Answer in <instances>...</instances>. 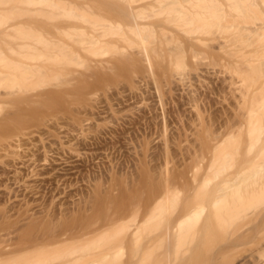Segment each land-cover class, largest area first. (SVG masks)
Returning <instances> with one entry per match:
<instances>
[{
	"label": "rangeland",
	"instance_id": "obj_1",
	"mask_svg": "<svg viewBox=\"0 0 264 264\" xmlns=\"http://www.w3.org/2000/svg\"><path fill=\"white\" fill-rule=\"evenodd\" d=\"M120 1L51 0L55 5L50 8L28 10L23 5L20 12L10 11L14 24L22 27L28 21L24 28L32 23L35 31L44 29L42 34L67 42L65 51L80 54L27 82L29 94H44L40 100L28 103L20 95L0 103V116L12 110L16 114L17 106L28 109L0 126V252L10 250L14 259L4 262L65 252L100 234L98 244L92 242L97 244L92 257L112 253L117 246L124 250L102 259L109 260L106 264H165L163 226L157 219H144L166 177L180 197L170 216L173 223L191 205H206L197 223L171 235V264H235L252 245L258 221L236 214V199L211 206L208 198L216 190L204 192L200 180L220 150L244 144L239 132L244 84L234 71L248 70L238 57L243 42L233 31L223 33L222 25L211 26L208 33L194 31L200 21L182 0H138L133 10L146 18L149 68L138 54L140 45L126 32L128 9ZM167 7H176L183 17L190 14L184 18L191 23L181 26L172 11L171 19L165 16ZM108 25L122 29L109 38L102 33L104 38L98 33ZM90 28L103 37L101 47L80 45L95 33ZM232 131L236 136L226 139ZM240 154L234 155L233 169ZM125 222L131 226L119 229ZM136 225L141 234H135V241L130 231ZM244 230L248 236L239 237ZM56 237L71 238L57 244Z\"/></svg>",
	"mask_w": 264,
	"mask_h": 264
},
{
	"label": "bare ground",
	"instance_id": "obj_2",
	"mask_svg": "<svg viewBox=\"0 0 264 264\" xmlns=\"http://www.w3.org/2000/svg\"><path fill=\"white\" fill-rule=\"evenodd\" d=\"M136 1L138 0L120 1V4L123 2V4L125 5L123 7H125L129 11L128 12L126 10L127 11L126 14L128 13L127 15H129L130 17V21H129V17L127 18L128 21L126 24L128 23L129 24L128 27H126L127 25L125 26L126 29H128V31L126 32L129 35V37L130 36L132 37V38L130 37L131 39L134 38L137 41V43L140 45V50L138 54L145 61L147 67L151 68L152 61L150 57L151 55L149 50L150 48H148V45L146 44L149 38L148 37L149 31H146L147 28H145V25L147 27V24L144 25L146 18L145 17H144L145 19L142 18L143 16L142 17L141 15L139 16L137 12H134L135 10H133L134 9L133 5H135ZM182 1L186 2V4L188 3V5L191 7L189 11H192L196 19L198 18L197 21L198 20L200 21V24L195 25L196 27H194L195 29V30L193 29L194 31L208 33L210 31V28L213 27V25L215 27L216 25L217 27L222 25L223 33L225 34L232 33L233 31L234 37L236 39H239L241 42H243L241 46V51L238 53V57H240L241 60L246 63V65L248 66V70L235 69L234 71L236 72L235 74L236 77L238 78V81H240L242 85L244 84V90H242L241 93L242 95L241 101L242 104H245L246 106H245V111L243 112L244 115L243 121L241 122V126H240L242 130L239 131L241 132V138L244 144L242 145V147L235 145L232 146L234 151L233 149H230V151L229 149L220 150L218 159L212 162L208 166V169L206 170L204 176L200 180V185L204 192H206L211 187H213V189L216 190L212 194H210V197L208 198L209 204L211 206H215V207L218 205L222 206L223 203L226 202V200L232 201L236 199V201H238V207H237L238 210L236 209L235 211L237 212L235 213L238 214L240 217H242V219L244 218V216L253 215L254 220L258 221L257 225L254 227L255 228L254 232H256V234L254 240L251 241L252 245L245 252L239 253V256L237 257L236 261L234 260L236 262L235 264H261V263L264 264V208H263L264 207V66H262L264 65V0H186V1L182 0ZM50 2L48 0H22V2L21 0L19 1L0 0V103H3L4 101L7 103L8 99L10 98L16 99L15 97L20 95H25L20 97H24L26 102L28 103L34 100L38 101L37 99L40 100L44 96V94H40L38 92L29 94L30 92H28L29 87L27 86V82L31 79L43 76L47 70L59 66L61 63L65 64V62L68 63L72 61L75 58V56L73 55L78 56L80 54L79 53L80 51L79 52L73 51L75 53L73 54V52H69L70 50L68 51L69 52L68 53L67 51H65L67 50L65 48H67L68 46L66 47L65 45L64 47V44H66L67 42L63 44L61 43V40L58 37L56 38L53 36L45 35L47 34V32L45 34H42L41 31H43L44 29L43 30L40 29L38 31L40 33H38L37 31H35L36 29H33L31 27L32 23L29 26L30 28H28V26L24 28L28 24L27 23L28 21H25L26 22V24H24L25 26L21 23V25H23L24 27L23 26L19 27V25H16L17 23L14 21V18L12 16L13 15L12 9L15 10V8L18 9L21 7L23 9L24 6L28 10L29 8L31 9L35 7L41 8V6L42 8L44 7L50 8L52 5H55V4H51ZM192 5L194 6L192 7ZM178 7L181 8V4H179ZM174 8L173 9L170 8L171 9L170 10L167 7L168 12L167 9L164 8L166 10V12H164L165 16L167 14L168 16H170L171 19L173 15L176 14L175 15L176 21L180 20L179 23L184 24L181 26H185L186 24L191 23V20L184 18L186 15L189 16L190 14H186L183 17L182 15L184 13L178 10L177 8H176L177 10ZM18 11L20 12L21 9H18ZM62 12L63 10L56 12V14L58 13L60 14ZM69 13L71 14L70 11L65 12L64 10L65 15H69ZM159 14H157L158 17ZM148 16L150 17L149 14ZM151 16L153 17L154 15ZM175 16H174V21H175ZM257 17L261 19L259 24H256L258 23L256 21ZM222 20L224 21L223 23ZM142 21L144 23H142ZM109 27L110 28L107 29L108 30L110 29L111 33L105 27L106 30H104L103 28L102 32L98 34L102 35V33H104L103 35L104 36L106 35L105 37L108 36L109 38V35L113 37L117 33L116 31L119 32V30L122 29L119 27V25H114V27L110 25ZM67 29L70 30V28ZM91 30H93V28H90V31ZM228 30H231V32L230 31L228 32ZM69 32L70 31H68V33ZM126 32L124 31L123 33ZM95 34L97 35L96 32L92 33L91 38L93 37V39L91 40L90 38L88 42H86L87 40L82 39L83 41H80V45L82 47H85L84 44L88 46L91 44L94 46V44L97 43L95 47L96 46L101 47L102 46L101 44H103L101 40L104 41L103 39L104 36L102 35L103 36L102 37L100 35L101 38L100 39L99 35H97L98 36L97 39L95 38L97 37ZM127 34L123 36L127 38L128 37ZM94 38L97 39L98 41L94 40ZM128 38L127 40H130V38L129 39ZM250 39L251 40L254 39V41L253 40L250 41ZM133 57H134V53H133ZM12 102L14 103V101H11V103ZM13 103L11 105H13ZM15 108H16L15 112L17 111L16 114H20V116L21 114L22 115L24 114L23 112L28 110L26 109L22 111L20 109L22 111V113H20L19 112L20 110L17 108H22V107L17 106ZM12 111L11 112L8 111L7 113L0 116V126L1 125L3 126V123L9 121L11 122L13 121V119H16L17 116H15L16 114L12 113ZM13 114L14 116H12ZM9 123L4 124V126L8 125ZM235 136H236L235 132L232 131V132H228L225 138L231 139ZM237 151L241 152L242 158L239 159L238 165L233 169L234 164L232 160ZM162 187H163L162 189L158 191L156 190V192L153 194V198H154L152 203L153 206L148 213L146 212L147 216H145L146 218L144 219V223H147L149 220L157 219L162 224L163 234H164L163 243L165 248V264H171L170 261L171 235L180 234L183 231L185 232L188 230L190 225L193 226L195 223H197L204 214L206 210V205H203L201 203H196L191 205L176 220V222L173 223L171 221L170 216L173 207L180 199L179 193L177 191L171 190L168 187L166 177L164 178ZM129 226H131V222L121 223L120 226L118 227L119 229L122 228L123 230H125L126 228L128 229ZM138 227L141 226L136 225V227L130 231L131 235H133L134 238L135 237L138 238V236H135V234L136 235L141 234V233L138 234L139 231ZM104 231L107 232V230ZM104 231L102 233H104ZM244 231H242L243 234H238L240 235L239 237L244 236L245 238L248 236V231L247 230L245 232ZM246 232H247L246 234L247 236H245L244 234ZM113 233L115 234L118 232L114 231ZM99 235H98V239H101ZM252 237L250 238L252 239ZM68 238L69 237L58 238L61 241L59 242V244H61L62 241L67 240ZM95 238L96 241L94 242ZM95 238L92 240L93 243H97L98 241H100L97 239V237ZM52 239H50L51 240L50 242H52ZM58 239L56 237L57 241H55V239L53 241L57 242L58 244ZM88 241L89 240H87L86 243ZM37 242L39 243V240H37ZM48 242L45 245H47ZM92 242H88L89 244H86L84 242L85 245L82 244L81 246L80 244L79 246L75 245L72 249L70 248L72 246H70L69 247L70 249L66 250L65 252L59 251L60 249L56 252L55 251L43 252L40 255H37L38 257L36 259L34 260L32 259L33 261L31 260L30 262H27V260L25 262L24 261L25 258L22 257V260L24 259L23 260L24 262H20L22 260L19 261L17 259L18 261L16 260L14 263H5L4 261L10 256L8 253L10 252V250H8V252L2 251L0 252V264H101V262H103L102 259H107L108 255L113 254L115 256L116 255L119 256L124 251L123 246H117L112 250L113 251L112 253L107 252L102 254V256L94 255L92 257L90 255L91 254L90 250L98 244L97 243L94 245L92 244ZM9 244L5 245L6 248L5 247L3 248L7 250ZM92 245H94V247H92ZM43 246L44 245L42 244L38 245L40 252L41 249L42 251H44L45 247L43 248ZM21 247H24V245ZM21 247H19V249ZM38 247H34V248L38 249ZM3 248L1 247V249ZM10 248H14V247L12 246ZM13 251L14 249L12 250V254ZM22 253L23 252H21V254ZM21 254L18 255L20 256ZM8 260H12V259L9 258ZM12 261H14V259Z\"/></svg>",
	"mask_w": 264,
	"mask_h": 264
}]
</instances>
